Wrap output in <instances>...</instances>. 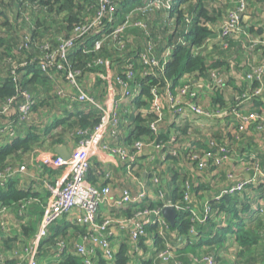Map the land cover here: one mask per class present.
<instances>
[{
	"label": "trees",
	"instance_id": "1",
	"mask_svg": "<svg viewBox=\"0 0 264 264\" xmlns=\"http://www.w3.org/2000/svg\"><path fill=\"white\" fill-rule=\"evenodd\" d=\"M252 1L250 0L249 5H251ZM14 3L22 8L25 3L26 7L23 8V10L30 11L31 14L38 16V19L35 20V25L38 29H35L34 26L29 28L22 21L26 31L19 32V26H13L7 38L1 35L3 28L1 26L2 24H0V49L5 45V49L11 48L12 51V48H14V53H16V55H12L11 51H3V53H0V60L3 61L5 69V73L0 75V127L3 128L7 122H11L12 127L15 129V134L12 137L7 133L0 137V142H6L0 148V174L4 173L6 169H14L17 162L22 160L23 156H26L34 149H39L44 145L46 147H54L62 143L66 135L75 138L77 143L81 138L78 132H89L100 123L102 114L99 110L89 106L91 108L87 110V112L78 111L70 114L62 121H55L46 127L44 129L46 136H49L51 130L60 127V131L52 136L50 143L44 144L39 138V135H36V132L39 131L34 127L35 122H33V120L38 115L36 114L35 116L34 113L39 112L48 105L55 107V104L60 98H67L69 100V96L65 97L68 93L72 95L70 96L72 98L76 96V92L73 90L74 88L70 87L65 81L68 69L73 72L78 89H81L95 100L96 95L93 94V92L95 93L98 91L100 95L111 85H113L116 90H119L120 86L117 84V80L127 81L126 69L131 68V70L134 71V75L133 78L128 81V84L131 88L136 87L140 92L137 96L130 99L133 110L127 115L129 123V131L125 139L128 141L127 144L131 141L149 143L155 140L156 143L164 145V148L156 151L162 154L166 150L168 151V149L176 148V150H178V156H167L165 157V161L168 159L177 160L178 162L184 161L182 164L187 166L193 176L194 172L197 170V161L192 160L191 156L197 153V150L188 151L186 150L188 147L185 146L178 149L175 142L171 143L168 140L169 138L163 130L162 122L164 120V114L162 115V122L159 125L157 136H154L150 128V124L156 120V115L150 107V104L153 102L152 91L158 93L162 108H164L167 90L174 91L184 86V84H191L192 87H196L195 84H192L193 80L204 77L205 72L209 71V69L214 70L221 66L219 60L211 59L208 61L210 62L208 67H206V58L201 57L198 53L194 54L193 51V49H198V51H200L204 47L207 37L211 35L209 25L216 23L218 17L221 16V12L218 17H216V15H218V10L216 14L215 11L209 13L202 0H160V7H157L156 0H105L104 2L103 0H0V14L6 10L3 9L4 7H8L10 4ZM249 7L247 0L246 15ZM212 9H215V7L213 6ZM163 10L165 14H167L165 18L166 24L169 23V18L172 22L171 34L169 35V30L167 29L159 33L155 32V22L157 23L159 21L161 23L164 18V13H162ZM261 10L262 8L258 7V13H260ZM22 17L25 18L24 15H22ZM221 19H223L224 22L227 18L223 16ZM17 20L14 19L16 24L18 23ZM137 24L140 25L138 26ZM121 27L124 28V31L117 32ZM254 27L255 26L249 25L244 26V31H247L248 34H252L253 32L262 34L264 32L262 29H258L257 32L254 30ZM54 28L58 30V32H55L56 30H51ZM77 28H86L87 30L81 37L75 39L73 47L67 50L66 61H61L55 54V63L53 66H50L48 70L42 72L40 70V62L48 52L45 50V47L47 46L50 52L56 51L60 43L64 40L73 39L75 37L74 30ZM128 29H133V34L136 33L132 38H129L128 34H124ZM17 32L19 33L17 34ZM44 33L50 34V36L42 38ZM146 36H150L151 38L150 46L159 47L157 50L158 53L156 57H154L159 63L158 67L150 68L143 65L140 61L141 54L153 58L149 42L144 41L147 38ZM96 42L100 43L98 50H95ZM239 54L242 53L239 52ZM58 66H60L61 69H59ZM14 67L15 76L12 75V68ZM192 74L193 77H186ZM61 77L64 78L67 89L63 90L58 85V81L60 82ZM262 80L264 81V79ZM245 85V88L239 86L238 89L245 90L241 92H249V94H251V91L256 88V83L249 85L248 82H245ZM86 89H89L91 92L87 93ZM21 90L29 93L35 104L32 108L31 121L18 125L17 107L22 102L18 93ZM60 91H62L63 94H59ZM41 94L43 95V99H40ZM45 97H49V103H45L47 101L44 99ZM99 97L100 96H98V98ZM12 98L15 100L14 107L12 105L13 112L10 113L8 117L3 116L1 110L6 105L7 101ZM222 98L223 96H219L218 98L213 97V104L218 106L223 105ZM242 99L244 100L245 97ZM194 101L195 99H189L187 103ZM197 101L198 100H196V102ZM75 102L74 100L71 102L74 107L77 106ZM257 103V98H251L246 104L242 105V107H236V104L233 105L234 102L232 105L229 103V106H223H227L230 110L231 113H229L227 120L233 123V128H235L237 132L240 121L236 118L235 114L247 115L253 113L258 117V120L251 124L252 127H249L248 131L253 129L257 133L260 132L264 134V130H262L264 126V119L262 118L263 113L258 111L255 107ZM197 104L203 108L200 102ZM250 104L255 108L251 109V107H247ZM245 106L248 108L247 110L244 109ZM23 124L27 125L26 128L28 129V133L24 138H19V127ZM176 130H179V128ZM221 133L222 131L219 132V134ZM244 133H246V131H243V133L241 132V134ZM178 136L179 134L175 137L178 138ZM48 138L51 139L50 136ZM206 141L208 142L207 139ZM204 146L205 145H203L202 148H205ZM226 146L231 152V158H233L235 152H233L227 144ZM209 150L210 149H207V151ZM185 151H188V153ZM210 153L213 154V150ZM251 157H253V159ZM261 160L262 166L255 157L250 154L240 159V162H234L230 159L227 163L229 168L226 172H222L221 166L214 165L212 160H208V165L204 171L208 170L210 174H214L221 179L220 183H222L223 186H225V184L232 185V182L227 179V175L235 174L240 168L246 171V173H249L250 178L246 179L249 183L246 185L245 190L242 193L233 195H221L219 200L214 199L215 197L206 200V203L210 207V214L204 224H192L190 223V215L188 213L178 211L174 226L171 227L168 225V229L175 232V235L186 238V244L191 242V240H198V245L204 244L203 247L207 248L201 249V245H192L191 247L193 248L189 249L194 251L198 246L197 249L200 248L205 254L214 257H216L219 251L218 248L220 249L226 241L231 240L228 236L232 233L236 235L235 243L238 246L241 245L244 247L243 249L245 250L257 244L258 237L246 231L245 227L248 226L247 218L242 219L240 214L247 213V215H258L259 218L264 219V206L260 204L261 200L257 198L261 195L258 194L257 190H261L262 195H264V183L261 184V178H257L253 181L255 171L252 170L254 166H257L258 172L264 174V156ZM236 164H239L238 170L234 169ZM246 164H248V171L244 168ZM45 169L50 168L44 167L42 170ZM153 177L156 176L154 175ZM156 178L158 180V177ZM182 178L184 181L177 183V188L170 193L169 200H171V203L179 200L182 204L184 183L189 182L186 181L184 176H182ZM11 179L12 178L7 179L3 185H0V207L8 210L6 215L3 214L2 217V220L5 222V228L0 230V240L2 243V250L4 251H0V259L2 262L1 264H25L24 251L29 249L35 237L32 233V230L34 232L32 226L34 224L32 222L27 223L26 227H24L25 225L23 227L18 226L17 231H15L14 228L8 224V214L11 209L15 210V204H18V208H21L24 203H28L34 197L37 198V195L30 193V191L19 189L16 185L17 182H14L17 179ZM176 179L177 176H174L172 182ZM246 180L243 179V181ZM255 183L261 185L254 187L253 184ZM152 185L155 188L158 187L159 180L158 185L153 183ZM192 187V184L189 185L190 191H192ZM219 192L220 191H218V193ZM46 197L47 193L44 202ZM252 199H256V203L250 206L249 201ZM262 199H264L263 196ZM244 200L246 203H244ZM159 206H161L160 203ZM149 207H154V205L151 204ZM201 210L202 206L199 212ZM40 212V209L35 211L36 214H40ZM224 215L228 216L226 221L222 220ZM61 220L51 225L48 229V233L50 234L45 238V243L49 245L50 251L53 250L52 246H56L58 241L63 242L66 249L70 247L71 239L63 240L66 236L65 234L60 235L61 239L58 237V232L63 227H58L56 225L61 222ZM192 225L194 230L195 228L196 231L198 230V233L195 232V234H190ZM67 226L72 230H79L80 233L84 232V229L72 223ZM151 229H153V227L148 228L149 233H151ZM203 232H207L208 236L203 238V236H201ZM80 233L78 241L82 236ZM159 241V237H156V245L158 248L160 247ZM231 242H233V240H231ZM41 245L42 243L39 247L38 256L41 254ZM55 253L58 254V257H61L56 264H83L82 260L75 255L65 254L64 251L60 254L58 252ZM126 255L127 244L125 243V245H122L120 253L116 256L115 264H126L128 258V256L126 258ZM190 258H181V260L190 262ZM98 259H96L98 264H106L103 260ZM97 262L94 263L93 261V264H97Z\"/></svg>",
	"mask_w": 264,
	"mask_h": 264
},
{
	"label": "built area",
	"instance_id": "2",
	"mask_svg": "<svg viewBox=\"0 0 264 264\" xmlns=\"http://www.w3.org/2000/svg\"><path fill=\"white\" fill-rule=\"evenodd\" d=\"M160 1V0H156ZM247 0H236L234 8L227 12V19L218 26L219 34L222 40H225V45L229 44L238 33H242V23L246 18ZM86 28H77L74 30L75 37L73 39L64 40L60 43L58 49L54 52H50L47 46L45 50L48 51L44 56V59L40 62V70L45 72L50 66L55 63V54L61 61H66V52L73 47L75 39L81 37ZM211 30V28H210ZM121 32L119 29L117 32ZM246 33V32H245ZM248 36V34L246 33ZM244 45L247 43L242 42ZM100 43L96 42L95 50H98ZM140 61L143 65L155 68L159 66V63L155 58L142 55ZM61 69L60 66H58ZM126 80L118 79L117 84L120 86L119 90L110 88L107 89L105 101L103 103L96 102L93 98L88 96L84 91L78 89L74 79L73 72L68 69L65 76L67 84L74 88L76 92L75 99L80 103H87L93 108L100 111L102 114L100 123L91 131L78 132L81 136L76 144V148L73 153L70 154L68 160L62 159L58 155H45L41 157L39 163L42 168H50L52 170L61 171V176L54 182H44L47 197L44 203V211L41 217L39 227L29 249L24 251L25 264H38L37 256L39 253V247L41 241L46 237L48 229L51 225L58 222L63 218H68L70 224L76 225L79 228L84 229V234L80 237L79 241L75 244L74 254L82 260L83 264H93V257L99 254L103 261L107 264L116 262V255L112 250L111 240L114 235V230L120 231L126 234L127 255L137 256L143 255L142 248L140 246L148 242L153 253V258H146L148 262L150 260L157 261L158 264H220L216 257L200 253L190 258V262L183 263L178 261L177 248L166 244L163 248H158L156 245V237L162 236L163 228H167L166 221L161 216V210L166 206H173L175 210L186 212L190 215L189 220L192 224H204L207 217L210 214V207L205 202L202 205V210L199 212L190 207V195H189V183L185 182L183 187L182 204L163 203V193L158 190L156 194V200L161 204H155L154 207H141L139 204L146 197V189H141L137 192V195L133 197L127 190L123 191L122 197L113 202L115 207H123L130 204L135 205L134 210L128 217L111 218L105 217L100 220V206L103 204H109L110 202V188L108 186L96 188L91 185L86 177L90 169V159L93 156L95 146L102 143L107 137L112 141H116L118 138L117 129L119 126V112H120V100H126L137 96L140 92L139 89L131 88L128 81L133 78L134 71L131 68L126 69ZM263 70V69H262ZM259 70V76L262 73ZM12 75L15 76V67L12 68ZM218 74H213L212 77L216 80ZM263 75V74H262ZM261 75V76H262ZM257 80L258 73H254L250 76ZM213 85V83H211ZM208 90V89H207ZM211 92V91H210ZM199 92L196 89H188L181 86L179 89L167 90L165 94V106L174 118L182 119L187 114H193L197 117H208L210 120H226L230 110L228 107L214 110L211 112V116L205 114V109L199 106ZM61 94V92H59ZM257 95V94H255ZM18 96L22 99L21 104L17 107L18 121L17 124L30 122L32 118V108L35 104L31 95L26 91H20ZM153 102L150 104L152 111L156 115V120L150 124V128L154 133V136L158 135L159 125L162 122L163 108L156 91H152ZM195 99L194 102L187 103V100ZM15 100L9 99L6 105L2 108L1 114L8 117L13 112ZM13 105V107H12ZM205 110V111H204ZM239 119L240 125L238 130L240 132L247 131L251 124L257 122L258 117L253 114L242 115L235 114ZM264 130V126L262 128ZM9 134L12 137L15 134V129L12 127L11 122H7L6 125L0 127V137L4 134ZM171 143L175 142V138L169 139ZM209 149L211 151L198 152L191 156L192 160L197 161V172H202L208 165V160H212L214 165L222 166L231 159V152L226 147H217L215 143L210 141ZM164 148V145H160L155 140L145 143L142 141H131L126 147L111 146L109 144L103 145L102 149L115 156L117 160L122 164L126 174L134 179V170L137 166L138 159L141 156H145L149 151H159ZM203 153V154H202ZM201 155V156H200ZM178 156V150L172 148L169 151H165L162 154V160L165 157ZM198 157H201L198 159ZM253 159V157H251ZM248 164H246L247 166ZM252 170L255 171L253 181L262 176L261 172H258L257 166H254ZM25 168L21 166L18 170L6 169L4 173L0 174V185L6 182V179L12 178L15 174L23 173ZM227 179L232 182V185L222 192V195H233L242 193L245 190L249 181L234 180V175H227ZM153 184L158 185L156 177L151 178ZM159 187V186H158ZM157 187V188H158ZM220 199V196L215 198ZM26 205L24 204L22 208ZM7 211L6 208H0V230L5 228V222L2 220L3 214ZM153 227L151 233L148 232V228ZM190 234H195L193 225L190 228ZM186 239V238H184ZM186 242V241H185ZM190 243V242H189ZM59 250V254L65 250L63 242L58 241L56 246ZM142 261V258H140ZM0 259V264H1ZM156 264V263H153Z\"/></svg>",
	"mask_w": 264,
	"mask_h": 264
},
{
	"label": "crops",
	"instance_id": "3",
	"mask_svg": "<svg viewBox=\"0 0 264 264\" xmlns=\"http://www.w3.org/2000/svg\"><path fill=\"white\" fill-rule=\"evenodd\" d=\"M211 0H202L203 4L205 5V8L209 7V9L213 8V5H211ZM208 2V3H207ZM254 3V6H253ZM251 3L247 16L249 18H252L254 16H259L260 13H258V7H257V1H254ZM209 5V6H208ZM256 5V6H255ZM208 10V9H207ZM209 11V10H208ZM211 13V12H209ZM255 13V14H254ZM254 15V16H253ZM253 19V18H252ZM223 21V20H221ZM217 23V22H216ZM215 23V24H216ZM214 24V25H215ZM250 26H255L253 23ZM214 27V26H213ZM264 27V26H262ZM255 28V27H254ZM231 63V62H230ZM229 64L227 65V68H229ZM246 82V81H245ZM245 82H241L239 86L246 87ZM240 87V88H241ZM236 88V89H237ZM199 93V100L198 102L201 103L202 107L205 109H211L214 104L212 100H208L210 98L209 92L207 89H196ZM87 93H90L91 91L89 89H86ZM107 90L103 91L99 95V92L96 91L93 94L96 95L95 100L96 102L103 103L105 101ZM69 96V100L64 98L62 101H58L55 104V107H52V105H48L45 108H42L39 112L34 113L38 115L35 117L33 122H35L34 127L39 132H36V135H39V138L41 141L44 142V144L50 143L52 140V136L56 135L60 131V127L57 129H53L50 131L49 136L51 139H49V136H46L44 129L54 123L55 121H62L70 114L76 113L78 111H86L89 110L91 105L83 104L78 102L75 98H72L71 94H67L65 97ZM98 96H100L98 98ZM40 99H43V95H40ZM47 101L49 100V97H45ZM131 99V98H130ZM130 99L126 100H120V112H119V126L117 129L118 138L116 141H112L111 139H108L105 137L102 143H99L97 146H95L93 151V156L90 159V170L87 174V181L95 186L96 188L108 186L110 188V202L109 204H103L100 206V217L99 219L102 220L105 217H111V218H120V217H126L129 216L132 211L135 208V205H124L123 207H115L113 205V202L119 200L122 197L123 191L127 190L131 193L133 197L137 195V192L141 189H146V197L141 201L139 204L141 207H149V205L158 204L159 202L156 200V194H158V190L163 193V203H171L170 199V193L171 191L175 190L177 188V183L180 181H184L182 176L185 177L186 181H189V185L192 184V191L189 190L190 195V207L192 209H195L199 211L201 209V206L203 203L206 202V200L213 199L214 197L217 198L222 195V192L229 188L230 184H225V186L222 185L221 179H219L214 174H210L208 170L202 171V172H194L193 176L191 172L188 170L187 166L183 165L182 162H178L177 160H162V153L156 152V151H149L145 156H141L138 159L137 166L134 170V179L129 177L122 164L117 160V158L113 155H111L109 152L104 151L102 149L103 145L109 144L111 146H122L126 147L127 142L125 139L128 135V119L127 115L130 111L133 110V106H131ZM76 101L75 104L77 106H73L71 103L72 101ZM232 101V100H231ZM230 101V102H231ZM40 102V101H39ZM78 102V103H77ZM257 108L258 111L262 112L264 114V91L263 95L261 97H258L257 99ZM80 103V104H79ZM249 107L255 108L253 106L248 105ZM245 108H247L245 106ZM248 109V108H247ZM163 130L164 133L167 134V137L170 139L172 137L175 138V143L178 146V149H180L182 146L188 147L186 150H197L196 152H205L207 149H209V143L210 140H212L213 143L217 145V147H227L226 144L235 152L233 158L234 159H242L243 154H250L255 157V159L258 161V163L261 165V159L264 156V134L263 133H257L256 131L247 130L246 133L241 134V132L238 130L236 131L235 128H233V123L231 121L223 120H205V124L207 127V131L205 133L201 131H197L194 128L197 126H204L199 123V120H202V118L191 116L189 118L184 119H178L174 118L169 111L167 110L166 106L163 108ZM27 125L23 124L19 127V138H24L27 133L28 129L26 128ZM189 127H193L190 129ZM228 127V128H227ZM179 128V130H176ZM222 131L221 134L219 132ZM243 133V132H242ZM179 134L178 138H176L174 135ZM57 138V137H55ZM168 139V140H169ZM208 140V142L206 141ZM129 140V139H128ZM219 142H217V141ZM5 141L0 142V148L5 144ZM76 140L75 138L66 135L62 143L55 145L54 147H46L45 145L43 147H40L39 149H34L32 152L28 153L26 156L22 157V160L18 161L15 168L12 170H18L21 166L25 168V171L23 173H17L15 174L12 179L15 180L14 182L19 187V189L30 191V193H34L37 195V198H32L28 203H24L26 207L24 208H18V204L14 209H11L8 214V224L9 226L13 227L15 231H17V227H26L27 223H32L34 225L32 230L33 236H36L39 223L41 220V217L43 215L44 211V198L46 195V189L44 186V182H54L61 176V171L59 170H52V169H45L42 170V166L39 163L41 157L45 155H53L54 150L58 147H65L67 152L69 154L73 153V151L76 148ZM205 145V148H202V146ZM207 147V149H206ZM228 148V147H227ZM229 149V148H228ZM170 149H168L169 151ZM204 150V151H203ZM188 151H185L188 153ZM182 152V150H181ZM215 154L218 153L217 150H214ZM213 152V153H214ZM249 152V153H246ZM256 161V162H257ZM235 162V160H234ZM228 163V162H227ZM225 163L221 166V171L226 172V168L228 167V164ZM262 166V165H261ZM158 177L159 180V187L155 188L152 185L151 178L152 176ZM234 180H243V179H249L250 175L249 173H246V171H243L241 168L235 172ZM174 176H177V179L172 182V179ZM216 177V178H213ZM243 178V179H242ZM11 179V180H12ZM182 179V180H181ZM227 185V186H226ZM218 191H220L218 193ZM260 197H257L260 202L264 201L262 199V191L257 190ZM214 198V199H215ZM256 198V199H257ZM256 199L253 201V203H256ZM244 203L246 201L244 200ZM252 200L249 201V204H253ZM171 204H181L179 200H176L174 203ZM261 204V203H260ZM23 205V204H22ZM262 205V204H261ZM1 206V204H0ZM263 206V205H262ZM40 209V214H36L35 211ZM8 210L6 211V213ZM6 213L4 215H6ZM242 219L247 218V224L248 226L245 227L246 231L253 233L255 236L258 237L257 244L253 245L250 249H243L241 245L238 246L235 242V237L233 233L229 236L231 240L226 241V243L218 250L222 253V258L219 257V251L216 254L217 260L221 264H264L262 262V255H263V245L264 243V219L259 218L258 215H250L247 213L240 214ZM228 219V216H225L222 218V220L226 221ZM69 223L68 218H63L61 222H59L56 226L63 227L58 232V237L61 239V234H65L63 240H70V247L64 250V253H68L69 255H75L74 254V247L75 244L78 242V237L80 231L72 230L69 226H67ZM167 223V222H166ZM169 224L167 223V226ZM153 231V229H151ZM61 232V233H60ZM195 232L198 233V230ZM50 233H47L46 237H48ZM83 235V233H80V235ZM208 233H202L201 236L203 238L207 237ZM45 237V238H46ZM45 238L41 241V254L37 256V262L38 264H56L58 260L61 257H58V254L55 252H59L55 246H52V251L49 250V245L45 243ZM77 239V240H76ZM126 234L122 233L120 231L114 230V235L111 240L112 250L114 251L115 255L117 256L121 249L122 245H125L126 243ZM160 248L164 247V245L168 244L172 246L173 248H177V254H178V261H181V258H190L194 255H199L200 253H204L201 249H206L207 247H203L204 244H197L198 240L196 241L191 240L190 243L186 244L185 239L183 237H180L178 235H175V232L170 231V229L163 228L162 236H160ZM62 240V241H63ZM262 240V241H261ZM58 241V240H57ZM147 241L145 244H142L140 246V249L143 250V255L134 257L130 255H126L127 262L126 264H158L157 261L146 260V258L149 259L153 258V253L151 251V247L148 244ZM40 243V244H41ZM192 245H198L201 247L193 251ZM0 251L2 250V243L0 240ZM238 253V254H237ZM242 253V254H241ZM97 256V257H96ZM93 257L94 263H96V259H102V257L97 254ZM247 256V257H245ZM98 259V260H99ZM180 259V260H179ZM105 262V261H104ZM106 263V262H105ZM98 264V262H97ZM107 264V263H106ZM110 264H115L111 262ZM173 264V262L171 263Z\"/></svg>",
	"mask_w": 264,
	"mask_h": 264
},
{
	"label": "rangeland",
	"instance_id": "4",
	"mask_svg": "<svg viewBox=\"0 0 264 264\" xmlns=\"http://www.w3.org/2000/svg\"><path fill=\"white\" fill-rule=\"evenodd\" d=\"M105 0H103L104 2ZM252 1V0H251ZM256 1V0H255ZM261 1V2H260ZM211 5H213L215 7V9H209V7H207V9L209 10L208 12H213L215 11V14L217 13L218 10V15H216V17L220 16V12H221V16H225L227 17V12H229L232 8H234L235 6V2L236 0H211L210 1ZM254 0L251 2L253 3ZM250 4V0H248V6ZM5 5V4H4ZM157 7H160V1L156 2ZM166 6V4H165ZM209 6V5H208ZM254 6V3H253ZM256 6V5H255ZM26 7V4H23V8ZM257 7L262 8L259 16H254L252 18H248V16H246V18L243 20V27H242V33H238L234 38H232L231 42L229 44L225 45V40H222L219 34V30L218 26L221 25V23H223V19H221L222 17H218L217 19V23L214 25H209V28H211V35H209L207 37L206 40V44L204 45V47L198 51V49H193L194 54H199L201 57H205L206 59V63L208 67V64L210 62L211 59L213 60H219L221 66L219 68H216L214 70L209 69V71L205 72V76L201 77V78H197L196 80H193L192 84H195L196 87H192L191 84H184L183 87H187L188 89H208V93L211 91V93H209L210 98L207 99V101L210 99L212 100L213 97H222V102L223 105H214V107H212L211 109H205V114L207 115H212L211 112H213L214 110H218L221 108H225L223 107L224 105H228L229 103L232 105V103L234 102L233 105H237L236 107H242V105L246 104L247 101H249L251 98H257L261 97L263 95V91H264V81L262 79H264V32L262 34H258L256 32H253L252 34H248L247 31L246 33L248 34V36L246 35L245 31H244V26H250L251 24L248 23H253L255 25L254 30H256L258 32V29H262L264 30V0H257ZM22 7H18V5L14 4H10L8 7H4L3 13L0 14V24H2V28H3V32H2V36L3 37H9V31L13 28V26L17 27V25L19 26V32H23L26 31L24 29V25L22 24V21L25 23V25L27 27H33L35 29H38V27L35 25V20L38 19L37 15L31 14L30 11H24ZM222 9V10H221ZM33 13V12H32ZM163 14V20L160 23L159 21L156 23L155 22V32L159 33L160 31H163L165 29L169 30L168 35L171 34V19L169 18L168 21L169 23L166 24L165 22V18L167 17V14H165L164 10L162 11ZM248 13V12H247ZM19 16H18V15ZM255 14V13H254ZM22 15L25 16L22 17ZM120 16V15H119ZM14 19H18L17 20V24L14 22ZM26 19V20H25ZM7 22V23H5ZM138 26L140 24H137ZM214 26V27H213ZM21 30V31H20ZM51 30H56L51 29ZM50 30V31H51ZM121 32L124 31V28L121 27L120 28ZM17 32V34L19 33ZM55 32H58V30H56ZM129 32V33H127ZM133 29H128L126 30V32L124 34H128V37L132 38L133 35H135L136 33H134ZM149 33V32H148ZM151 33V32H150ZM27 34V32H26ZM132 34V35H131ZM147 34V33H146ZM50 36V34H43L42 38L48 37ZM127 36V35H126ZM147 37V36H146ZM150 36L146 38V42H149V46L151 44L150 41ZM9 41V40H8ZM242 42H245L248 44L244 45ZM11 45V44H9ZM156 45V44H155ZM151 47V53L153 55V57H156V54L158 53V46H150ZM5 45H3V47H1L0 49V53H3V51H7L10 52V49H5ZM14 48H12V55H16V53H14ZM132 49V48H131ZM164 51V49H163ZM242 53V54H239ZM1 56V54H0ZM231 62V63H230ZM230 65L229 68H227V65ZM117 67V66H116ZM263 69V70H262ZM4 72H2V71ZM259 70H262V73H260L261 75L259 76ZM5 73V69L3 66V61L0 60V75ZM254 73H258V78L257 80L255 78H251L250 76L253 75ZM213 74H218L216 80L213 79L212 75ZM190 76L193 77L192 75H187L186 77L189 78ZM183 80V79H182ZM248 82L249 85L256 83V88L253 89V91H251V94H249V92H241V91H245V90H240L237 88V86L241 83V82ZM61 82V83H60ZM60 82L58 81V85L61 89H67L66 88V83L64 82V78L61 77ZM211 83H213V85H211ZM242 84V83H241ZM112 89H115V87L113 85H111ZM110 88V87H108ZM237 88V89H236ZM247 90V89H246ZM61 94H63L62 91H60ZM257 94V95H255ZM245 99L243 100L242 98ZM63 98H60L58 101H62ZM232 100V101H231ZM231 101V102H230ZM50 100L46 101L45 103H49ZM227 107V106H226ZM249 107V106H247ZM247 110V108H244ZM145 114V113H144ZM191 116H195L193 114H187L185 118H189ZM197 117V116H195ZM202 118V120H199V123L201 125L204 126H197L194 129L197 131H201L203 133H205L207 131V127L205 124V120L203 119H208V117H199ZM262 118L264 119V114H262ZM207 123V122H206ZM190 129H192L193 127H189ZM228 128V127H227ZM253 130V129H252ZM255 131V130H253ZM176 136V134L174 135ZM198 153V152H197ZM196 153V154H197ZM249 153V152H246ZM249 154H243V158L247 157ZM201 156V155H200ZM201 157H198V159H200ZM242 158V159H243ZM233 161L235 160L236 162H238V159H234L231 158ZM230 161V160H229ZM228 161V162H229ZM241 164V163H239ZM239 164H236L234 169L238 170L239 169ZM229 167L226 168V170ZM247 171H248V167L245 165L244 167ZM261 178V184L264 183V174L262 173V176L259 177V179ZM7 181V179H6ZM261 184H253L254 187H257ZM249 191V190H248ZM253 199H252V203H253ZM261 204L264 206V201L261 202ZM254 205L250 204V206ZM1 208V207H0ZM262 241V240H261ZM263 245V250H264V243H262ZM220 252V251H219ZM223 252L219 253V257H223L222 256ZM247 257V256H245ZM181 262L183 263H188V262H184L183 260H181ZM262 262L264 263V252L262 255ZM220 263V262H219ZM256 264V263H255Z\"/></svg>",
	"mask_w": 264,
	"mask_h": 264
},
{
	"label": "water",
	"instance_id": "5",
	"mask_svg": "<svg viewBox=\"0 0 264 264\" xmlns=\"http://www.w3.org/2000/svg\"><path fill=\"white\" fill-rule=\"evenodd\" d=\"M54 154L60 156L64 160H68L70 157V154L63 146L56 148L54 150ZM161 216L171 227H173L175 224V219L177 217V211L173 206H166L162 208Z\"/></svg>",
	"mask_w": 264,
	"mask_h": 264
},
{
	"label": "clouds",
	"instance_id": "6",
	"mask_svg": "<svg viewBox=\"0 0 264 264\" xmlns=\"http://www.w3.org/2000/svg\"><path fill=\"white\" fill-rule=\"evenodd\" d=\"M238 162H240V160H238ZM220 198H221V196H220ZM188 243H189V242H188ZM188 243H187V244H188Z\"/></svg>",
	"mask_w": 264,
	"mask_h": 264
}]
</instances>
